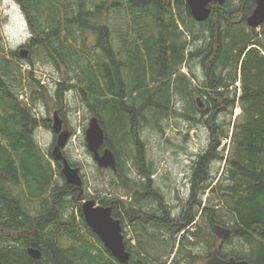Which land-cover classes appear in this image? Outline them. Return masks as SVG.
<instances>
[{"label":"trees","instance_id":"trees-1","mask_svg":"<svg viewBox=\"0 0 264 264\" xmlns=\"http://www.w3.org/2000/svg\"><path fill=\"white\" fill-rule=\"evenodd\" d=\"M19 2L32 32L24 46L66 68L105 129V146L118 158L117 170L108 168L110 183L121 194L107 190L96 199L112 206L125 236L129 225L134 234L126 238L131 258L123 263L86 223L79 199L87 193L66 181L62 162L35 138L38 127H53L32 108L45 86L33 69L23 72L21 48L6 50L0 35V264H193L221 245L224 258L264 264V24L247 22L256 0L212 2L203 21L186 0ZM26 87L32 107L20 97ZM175 99L192 126L203 124L210 133L179 215L155 188L141 139L145 128L176 114ZM236 106L241 113L233 120ZM216 159L225 161L224 176L213 185ZM215 224L232 229L220 246ZM236 241L249 250L226 249ZM200 246L205 255L194 252Z\"/></svg>","mask_w":264,"mask_h":264},{"label":"rangeland","instance_id":"rangeland-1","mask_svg":"<svg viewBox=\"0 0 264 264\" xmlns=\"http://www.w3.org/2000/svg\"><path fill=\"white\" fill-rule=\"evenodd\" d=\"M0 35L6 50L19 51L20 48L29 50L24 45L31 39L32 32L19 0H0ZM22 58L23 60L20 62H22L23 72L27 73L33 69L36 77L41 79V83L45 88H41V91H44V96L36 101L35 107L31 105V91L29 88L26 87L25 93H21L20 97L30 103L29 105L38 117L51 119L52 126L55 112H57L58 118L63 121V127L70 131L71 136L64 148V153L70 163H78L76 166L81 169L82 188L87 193L86 199H96L98 195H107V190H114V194H119L120 192L115 189L116 187H112L110 183L112 174L108 170L112 168L99 167L93 153L87 147L85 132L94 114L83 102L78 88L74 86L76 81L71 80V74L64 66H56L41 60L40 57L35 56L30 51L26 57ZM30 59L35 62L34 67L29 62ZM184 70L187 71L186 67ZM195 70L199 76H203L199 66H196ZM239 85L240 83H238ZM59 89L62 90L59 92L61 98L57 96ZM200 96L197 95V97ZM179 101L175 99L176 114L163 121L161 120V126L154 125V127L145 128L141 134V139L146 145V156L154 168L151 178L154 179L155 188L161 191L164 202L173 215H179L184 209V205L191 194L194 163L199 154L208 148L210 140L209 129L205 125L192 126L191 121L181 114L184 104ZM240 113L241 108L236 106L233 120ZM160 127L164 128L165 131L163 132ZM56 137L57 133H55L53 127L40 126L35 130V138L49 158H52ZM229 143V140L224 141L218 150L222 151L223 146ZM53 161L55 162L54 157ZM130 166L132 169L129 173L135 176L137 171L132 165ZM224 166L225 161L221 159L212 161L210 172L215 178L213 185H217L218 180L223 179ZM60 182H63V180L60 179ZM119 188L124 191V188ZM127 189L131 190L130 193L133 192L132 187L131 189L127 187ZM130 197L128 194H122L123 199L130 201ZM83 200L85 199H79V203L82 204ZM99 200L96 199L98 203H100ZM74 210L77 213V208ZM71 211L73 210L71 209ZM124 229L128 232L126 238L133 236L132 226L129 225ZM218 243L217 246H220L221 242L218 241ZM239 243V241H236L233 244H228L226 249L236 247L245 251L249 250L246 245H240ZM194 252L198 255H205L206 250L203 249V246H200L195 248ZM203 261L199 260L196 263L203 264Z\"/></svg>","mask_w":264,"mask_h":264},{"label":"water","instance_id":"water-1","mask_svg":"<svg viewBox=\"0 0 264 264\" xmlns=\"http://www.w3.org/2000/svg\"><path fill=\"white\" fill-rule=\"evenodd\" d=\"M225 1L226 0H186L193 17L198 21L206 20L209 17L212 10L210 7L212 2L222 4ZM256 3V7L248 17L247 22L251 27L258 28L264 24V0H256ZM28 53V49H20L22 57H26ZM197 101L200 107L203 108L204 103L200 97L197 98ZM53 130L57 133V138L53 146L52 155L57 161L62 162V173L66 181L77 189H81L83 186L81 169L78 166H73L64 153V148L69 142L71 133L63 127V121L58 118L57 112H55ZM85 138L87 147L93 153L94 159L99 167L117 170L118 158L111 147L105 146V129L99 118L95 115L91 117L85 132ZM82 212L86 223L104 245L118 260L126 263L131 258V253L127 249L122 222L113 215L112 206L102 205L98 203L96 199L88 198L83 200ZM213 230L222 242L228 240L232 236V229L228 225L215 224L213 225ZM220 247L212 249L210 256L204 264H250L247 259H236L235 257L222 258L220 255ZM28 252L36 259L42 257V252L38 248L29 247Z\"/></svg>","mask_w":264,"mask_h":264},{"label":"flooded vegetation","instance_id":"flooded-vegetation-1","mask_svg":"<svg viewBox=\"0 0 264 264\" xmlns=\"http://www.w3.org/2000/svg\"><path fill=\"white\" fill-rule=\"evenodd\" d=\"M56 138H57V137H56ZM219 241L222 242V240H220V239H219ZM224 242H225V241H224ZM224 242H222V244H223ZM221 247H222V245H221ZM221 247H220V255H221ZM211 251H212V250H211ZM211 251H210V253H211ZM210 253H209V256H210ZM209 256H208V257H209ZM208 257H207V258H208ZM221 257H222V255H221ZM172 258H173V257H172ZM207 258L200 259V257H199V258L196 260V262H198L199 260H204V261H203V264H204L205 261L207 260ZM222 258H224V257H222ZM171 261H172V259H170V262H169L168 264H172ZM196 262H194L193 264H197ZM187 264H188V263H187Z\"/></svg>","mask_w":264,"mask_h":264},{"label":"bare ground","instance_id":"bare-ground-1","mask_svg":"<svg viewBox=\"0 0 264 264\" xmlns=\"http://www.w3.org/2000/svg\"><path fill=\"white\" fill-rule=\"evenodd\" d=\"M27 49V48H26Z\"/></svg>","mask_w":264,"mask_h":264}]
</instances>
